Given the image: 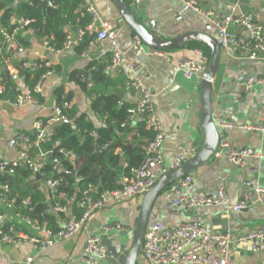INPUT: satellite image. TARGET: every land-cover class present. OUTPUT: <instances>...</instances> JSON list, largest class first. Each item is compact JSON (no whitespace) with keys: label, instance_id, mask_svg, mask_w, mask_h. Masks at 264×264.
<instances>
[{"label":"crops","instance_id":"obj_1","mask_svg":"<svg viewBox=\"0 0 264 264\" xmlns=\"http://www.w3.org/2000/svg\"><path fill=\"white\" fill-rule=\"evenodd\" d=\"M48 1L50 3V0ZM89 1L95 7L97 6L96 9L102 20L112 27L115 42L125 59L124 65L107 72L110 77L119 81L115 93L117 91L120 93L118 94L120 104L131 105L137 98V92L124 83L123 69H131L153 95V115L161 122L164 131L160 148L163 162L169 164L181 150L186 152L187 158L191 157L201 138V130L198 127L199 77L195 76L196 80H185L178 70L177 63L180 60L192 58L193 48L181 46L173 47L168 51L151 52L144 49L143 52H138L133 47L134 35L111 1ZM125 2L128 7L137 6L136 17L141 22H146L148 29L152 27V30L162 37L170 38L180 33L193 31L206 33L217 39L213 28L204 17L195 14L192 10L186 11L180 0H140L139 2L125 0ZM49 3L47 2L48 5ZM12 5L15 6L16 3ZM201 5L221 14H226L232 7L236 11L249 12L255 21L264 26V0H201ZM20 18L24 17L15 13L9 16L10 23L14 25ZM29 25L14 34V43L16 44V35L21 33L29 40L31 47L21 52H11L9 56L6 54L4 60L10 57L7 61L3 60L6 69L16 80L22 92L24 84L17 75L13 65L14 60H19L20 57H27L30 60L44 58L58 66L59 71L46 76L40 82L41 93L39 94L44 99L41 103L25 102L21 106H16L0 98V160L9 161L15 156L18 148L17 141H14L16 133L29 132L35 121L45 122L52 117L56 104L53 91L59 86H64L65 92H71V109H74L78 115L84 114L95 128L106 123V115L91 110V96L86 95L79 84L69 81L68 75L72 71H76L79 75L81 71H85L87 80L85 81L80 75L81 80L88 88L92 87L93 67H90V63L97 61L107 65L111 53L110 40H98L94 34L87 48L81 52L76 50V44L62 48L58 52H52L44 47L43 38L34 37ZM231 28L236 30L235 27ZM263 73L264 61L240 58L238 53L220 48L218 68L212 82L211 108L214 120L220 134L229 143L230 149L250 148L255 154L246 158L242 166L233 165L224 156L212 157L206 164L190 173L194 181L188 186L187 192L197 196H211L221 189L226 200L223 203L193 208L173 207L162 193L154 203L148 225L154 219L168 227L198 222L207 232L218 233L228 230L234 236L258 228L264 229V204L250 206L241 211H233L228 207L239 200L244 181L256 179L259 185L264 187V134L243 128L256 125L260 104L264 102V86L254 84L245 88L246 80ZM234 93L239 94L238 99L234 98ZM219 119L224 123L232 124V127L222 126ZM136 124L128 126L131 129L128 133L122 131L119 135L127 140H135ZM145 141H147L146 138H143V143ZM115 152L120 154V148H117ZM123 176L125 175H121L118 180ZM34 185L39 188V183ZM97 187L99 188L100 185ZM46 201L49 204V199ZM140 202L141 197H138L99 209L92 214L84 230L69 237L56 239L53 245L43 250H39L31 240L26 238H20L19 241L12 243H2L0 244V264H21L29 255L33 257L32 264H83L80 253L87 237L99 234L104 225L112 228L111 238L103 241L106 246L108 245L110 252L98 264H111L113 263L112 254L119 251L121 246L128 248L131 242ZM0 205L2 208L0 215L3 216L0 220V228H4L3 225L7 223L13 224L27 236H37L34 229L19 221L16 216L19 210L15 209V204L7 207L0 200ZM67 206L68 213H77L74 202L67 201ZM52 217L49 224L55 230L59 217L57 218L56 215ZM116 224L122 226L121 230L114 228ZM230 252L238 264H264V249L254 253L248 241L230 243ZM136 264L149 263L140 254Z\"/></svg>","mask_w":264,"mask_h":264},{"label":"built area","instance_id":"obj_2","mask_svg":"<svg viewBox=\"0 0 264 264\" xmlns=\"http://www.w3.org/2000/svg\"><path fill=\"white\" fill-rule=\"evenodd\" d=\"M135 1L139 2L140 0ZM180 1L183 3L185 10H192L195 14L204 17L213 28L220 48L227 51L232 50L238 53L240 58L264 61V26L255 21L249 12L236 11L232 7L226 14H221L202 7L201 0ZM80 11L82 15L86 13L89 16V22L84 28L79 29L74 36L68 34L65 37L62 48L77 44L84 35L93 36L95 34V38L98 40H110L111 53L105 66V71L108 72L113 68L124 65L125 59L115 42V33L112 27L102 20L94 4L89 0H83L80 5ZM33 21V19L20 18L18 23L11 29V32L3 33L1 44H5L12 53L21 52L23 49L14 43V34ZM231 27H235L236 30ZM43 45L48 51H60L50 45L46 37H43ZM133 47L138 52H143L144 50V46L137 36L133 38ZM8 58L5 60L7 61ZM35 61L34 59H29L23 63V66L34 67L37 64ZM207 63L208 56L201 49L194 48L193 57L178 61L177 67L186 79H191L198 72L202 74ZM44 65L50 66L52 63L45 59ZM52 73H54L53 69L47 71L43 75L42 80ZM123 74L125 85L137 92V98L127 109L125 120L119 124L118 128H115L114 133L119 135L120 129L134 125L138 121H143L145 129L154 132L153 139L143 145L142 163L137 167L130 168L128 174L121 177L117 182V187L112 190H103L99 187L101 189L99 191L97 185L88 184L79 189L76 196L70 197L66 191L58 192V186L63 183L60 175L63 171V163L57 155H53L52 149L58 146L59 140H55L52 143V149H44L40 146L52 136L53 126L66 119L62 114V110L71 108L70 100L63 101L61 105L55 104L52 117L46 122L35 121L30 131L31 134L16 133L14 139L18 143L16 154L9 161L0 160V172L12 173L17 167H25L32 170L33 176L37 180L40 176L38 167L45 162H49L51 173H54L56 177H52L49 173L39 183V189L46 193L47 199H49L46 213L59 217L57 228L53 230L47 219L31 218L29 215L24 214L21 209H18L16 216L19 221L34 229L37 232V236H27L13 224H10L7 227L0 228V244L12 243L19 241L20 238H26L31 240L39 250H43L53 245L56 239L69 237L78 231L84 230L92 214L97 210L122 201L142 197L143 193L148 190L159 176L170 169L180 166L187 159L186 152L181 150L169 164L163 162L160 148L164 139V131L161 122L153 115V95L145 87L139 76L131 69L124 68ZM20 79L22 81V78ZM254 84L264 86V73L257 77H249L246 80L245 88H249ZM3 90V85L0 84V94ZM32 93H41L40 83L32 87L24 84L23 92L21 91L14 100H2L13 103L16 106H21L25 102L37 104L38 102L32 96ZM238 97L239 94L234 93V98L238 99ZM219 121L224 127H232V124L224 123L221 119ZM243 128L264 134V102L260 104L256 125ZM89 134L95 135L94 131H90ZM57 153L63 160L75 158L72 152L63 148H58ZM254 154V151L250 148L230 149L229 143L220 134L214 157L224 156L233 165L242 166L246 158ZM193 181L194 177L191 174H187L165 189L163 192L165 198L170 201L173 207L213 206L226 201L221 189L211 196H197L187 192L188 186ZM0 200L7 207H11L17 202L14 201V198L8 196V186L5 183L0 185ZM67 201L75 203L77 213H68ZM262 204H264V187L259 185L256 179H250L243 182L239 200L233 205H228V207L233 211H241L250 206ZM21 206L29 211L32 210L28 197L22 200ZM2 219L3 216L0 215V220ZM114 228L121 230L122 226L116 224ZM111 229L110 226L104 225L99 234L87 237L80 253V260L83 264H98L99 260L95 259V254L103 260L107 251L103 241L111 238ZM241 241H248L254 253L262 251L264 249V229L258 228L234 236L228 230L218 233L207 232L204 226L198 222H187L168 227L163 225L161 221L154 219L147 226L140 254L149 264H238L231 256L230 243ZM32 262L33 257L29 255L24 258L21 264H32Z\"/></svg>","mask_w":264,"mask_h":264},{"label":"trees","instance_id":"obj_3","mask_svg":"<svg viewBox=\"0 0 264 264\" xmlns=\"http://www.w3.org/2000/svg\"><path fill=\"white\" fill-rule=\"evenodd\" d=\"M82 1L50 0L48 5L45 0H18V2L16 0H0V48L2 50L0 53V84L4 88L0 94L1 99L14 100L21 93L16 80L3 64L6 54H8L7 56L12 54L5 44H1L3 33L11 32L14 26L10 23L9 16L15 13L18 16L33 19L34 21L30 23L29 27L32 29L34 37L36 39L46 37L50 45L61 50L65 37L68 34L74 36L79 29L84 28L89 22V16L86 13L81 14L80 5ZM14 3H16L15 6L12 5ZM132 34L135 36L133 32ZM15 39L17 46L22 49L31 47L29 40L23 37L21 33L17 34ZM91 39L92 36L84 35L76 44V50L81 52L87 48ZM183 46L193 49L199 48L209 57L208 47L201 42L190 41ZM27 60H29L27 57H20L19 60L13 62L17 75L22 78V82L26 86L32 87L40 83L43 75L51 69L54 72L59 71V67L54 64L45 66V59L42 58L35 59L36 66L25 67L23 63ZM105 66L104 63L97 61L90 63V67H93L91 74L93 85L89 88L76 71H72L68 75L69 81L79 84L84 93L91 96V110L106 115L105 125L95 128L84 114L78 115L71 108L63 109L62 114L66 119L55 124L50 139L40 145L44 149H52V143L59 140L58 146L52 149L53 155H57L63 163V171L60 173L63 183H60L57 191H66L70 197L76 196L78 190L88 184L100 185L103 190L116 188L118 178L121 175H127L130 168L137 167L142 163V144L145 145L154 136V132L145 129L143 121H138L136 124L135 133L137 136L135 140H127L121 135H115L114 130L125 120L130 104H120L119 95L115 93L119 81L109 76V73L104 70ZM53 95L57 105H61L63 101L72 98L71 92L64 91V86L55 88ZM32 96L38 103L44 100L39 93H32ZM120 130L128 133L131 129L125 127ZM90 131H94L95 135L89 134ZM24 133L31 134L30 131ZM143 138L147 140L145 143H143ZM58 148L72 152L75 158L63 160L57 153ZM117 148H120V154L115 152ZM38 172L40 176L37 180L34 178L32 170L25 167H17L12 173L1 172L0 185L7 184L8 196L17 201L14 203L15 209H21L24 214L31 218L47 219L50 223L53 217L46 213L47 194L36 188L34 183H41L49 173L52 177H56V175L51 173L49 162L39 166ZM26 197L29 198L32 206L31 211L21 206L22 200ZM70 200L74 201L75 199ZM0 213H2L1 205ZM7 225L8 223L3 226L7 227Z\"/></svg>","mask_w":264,"mask_h":264},{"label":"water","instance_id":"obj_4","mask_svg":"<svg viewBox=\"0 0 264 264\" xmlns=\"http://www.w3.org/2000/svg\"><path fill=\"white\" fill-rule=\"evenodd\" d=\"M116 8L119 16L126 26L137 36L144 49L154 52L156 50H167L173 47H181L187 42L198 41L205 44L209 49L208 63L204 72L199 77L198 99L200 104V112L198 117V127L201 130V138L198 147L193 155L187 158L180 166L170 169L166 173L159 176L154 183L143 193L139 209L137 212L136 223L131 242L128 248L121 246L119 251L114 252L111 264H136L141 253V247L144 234L147 229L148 221L152 208L157 198L163 190L177 179L190 174L206 164L208 160L214 157L217 149L218 140L220 138V130L214 120L212 112V82L214 80L220 57V46L216 38L202 32L188 31L180 33L174 37L165 38L154 32L151 28L146 27V22H141L135 15L137 6L128 7L125 0H110ZM49 3V1L47 0ZM80 75L87 80V72L81 71ZM117 94L118 91L116 92ZM38 178V176H36ZM101 189L99 188V191ZM107 257L110 249L108 245Z\"/></svg>","mask_w":264,"mask_h":264},{"label":"rangeland","instance_id":"obj_5","mask_svg":"<svg viewBox=\"0 0 264 264\" xmlns=\"http://www.w3.org/2000/svg\"><path fill=\"white\" fill-rule=\"evenodd\" d=\"M96 7H97V6H96ZM186 11H189V9H186ZM104 70H105V68H104ZM197 74H198V75H197ZM197 74H195L190 80H193V79L196 80V78L200 77L201 72H198ZM195 76H197V77L195 78ZM184 79L186 80L185 77H184ZM198 79H199V78H198ZM188 81H189V80H188ZM94 257H95V259L99 260V263L102 262L101 258H98V257H97V254H95Z\"/></svg>","mask_w":264,"mask_h":264}]
</instances>
